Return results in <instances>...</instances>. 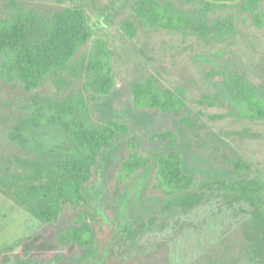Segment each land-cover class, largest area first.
<instances>
[{
	"label": "trees",
	"instance_id": "16d2710c",
	"mask_svg": "<svg viewBox=\"0 0 264 264\" xmlns=\"http://www.w3.org/2000/svg\"><path fill=\"white\" fill-rule=\"evenodd\" d=\"M133 10L150 24L184 39L232 34L240 14L257 28H264L263 0H239L235 4L139 0ZM89 20L79 7L51 10L5 1L0 11V91L9 88L19 95L3 103L7 112L0 115V131L8 145L0 156V193L33 219L56 225L54 243L58 247L79 246L84 252L83 262L95 253L88 185L106 150L130 134L123 121L99 122L93 117L89 101L108 96L116 76L113 54L104 39H93ZM121 29L130 39L138 34L132 18H125ZM226 55V50L215 54L217 60H212L205 72V92L194 100L201 106L221 107L224 113L188 115V88L168 87L159 74L132 85L133 108L171 115L189 132L198 129L205 117L213 122L264 121V83L255 80L249 66L239 65ZM150 140L176 143L178 138L167 130L151 135ZM223 158L222 167L236 176L252 172L244 159L228 154ZM151 167L146 195L161 199L159 207L125 227L102 264H145L117 261L115 247L122 246L123 241L139 242L148 229L166 231L175 212L189 214L222 197L251 204L264 224V177L200 179L184 170L177 148L146 156L138 150L137 137L125 145L108 178L109 217L115 215L114 203ZM65 215L67 220L63 221ZM13 249L11 246L5 251Z\"/></svg>",
	"mask_w": 264,
	"mask_h": 264
},
{
	"label": "rangeland",
	"instance_id": "374dc122",
	"mask_svg": "<svg viewBox=\"0 0 264 264\" xmlns=\"http://www.w3.org/2000/svg\"><path fill=\"white\" fill-rule=\"evenodd\" d=\"M5 1L51 10L79 7L87 12L93 39H104L113 54L116 76L115 86L108 96L89 101L93 117L99 122L123 121L129 126L130 134L106 150L87 188L95 239L94 256L83 262L84 252L79 246L58 247L53 241L56 225H44L33 219L23 207L0 193V264H102L119 233L156 210L161 203V199L146 195L153 173L151 167L114 203V217L108 216V178L132 137H137L138 150L146 156L154 157L158 152L177 148L184 170L200 179L224 176L235 181L264 177V121L226 119L213 122L205 117L198 129L189 132L171 115L142 113L132 106V85L145 81L151 74H159L168 87L188 88V115L224 113L221 107L201 106L194 101L205 92V72L217 60L215 54L220 50L227 51L226 58L249 66L255 80L264 83V28H257L246 15L240 14L237 18L232 34L184 39L135 14L133 7L139 0H0V11ZM125 18H132L138 28L134 39L121 29ZM18 96L9 88L0 91V115L7 112L3 103ZM167 130L176 134V143L150 140L151 135ZM7 149L0 131V156ZM223 154L244 159L251 165L252 172L245 176L232 174L222 167ZM66 220L67 215L63 218ZM170 220L166 231L148 229L139 242L123 241L122 246L115 247L117 261L264 264V224L257 217L256 209L245 201L222 197L189 214L175 212ZM11 246L13 250L5 251Z\"/></svg>",
	"mask_w": 264,
	"mask_h": 264
},
{
	"label": "water",
	"instance_id": "95a60500",
	"mask_svg": "<svg viewBox=\"0 0 264 264\" xmlns=\"http://www.w3.org/2000/svg\"><path fill=\"white\" fill-rule=\"evenodd\" d=\"M208 1L215 2V3H218V4H223V3H227V4H235V3H237L239 0H208Z\"/></svg>",
	"mask_w": 264,
	"mask_h": 264
}]
</instances>
